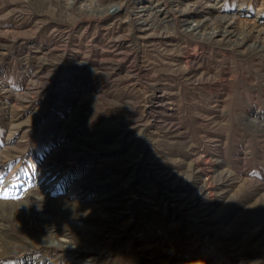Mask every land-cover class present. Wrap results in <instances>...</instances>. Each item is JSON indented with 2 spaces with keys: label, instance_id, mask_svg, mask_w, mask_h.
I'll return each mask as SVG.
<instances>
[{
  "label": "rangeland",
  "instance_id": "374dc122",
  "mask_svg": "<svg viewBox=\"0 0 264 264\" xmlns=\"http://www.w3.org/2000/svg\"><path fill=\"white\" fill-rule=\"evenodd\" d=\"M257 15L0 0V264H264Z\"/></svg>",
  "mask_w": 264,
  "mask_h": 264
},
{
  "label": "bare ground",
  "instance_id": "6f19581e",
  "mask_svg": "<svg viewBox=\"0 0 264 264\" xmlns=\"http://www.w3.org/2000/svg\"><path fill=\"white\" fill-rule=\"evenodd\" d=\"M70 1V0H69ZM203 1V0H202ZM202 5V4H201ZM82 10H84L85 12H87V13H91V14H95V13H99V12H102V11H105V10H107V9H93V8H91L89 5H87V4H85V3H81L80 4V6H79ZM106 12V11H105ZM237 15H244V16H249L250 14L248 13V12H246V11H242L241 9H238V11H237ZM211 16V15H210ZM238 18V17H237ZM244 19V18H243ZM240 20V19H239ZM254 21L256 22V21H258V22H261V23H263L264 24V17H262V16H260V15H257L256 17H255V19H254ZM231 23H235V21L234 22H232V19H231ZM251 23H253L252 21H251ZM187 24V23H186ZM255 24V23H254ZM200 26H201V24H197L196 25V22L195 23H191L190 25H188V27L189 28H191L190 30H192V29H195V30H198L199 28H200ZM251 26H253V25H251ZM260 27V26H259ZM252 28V27H251ZM255 29V28H254ZM260 30V29H259ZM220 85V84H219ZM42 165V164H41ZM50 167V166H49ZM58 169V168H57ZM55 170H56V168H55ZM54 170V171H55ZM9 174V173H8ZM11 175V174H10ZM54 176V175H53ZM86 177V176H85ZM49 178V176H47L45 179H43L42 177H36L33 181V183H32V185H34L35 187H36V193H38V188H43L44 187V183L47 181V179ZM41 179L43 180L41 183H39L40 181H41ZM84 179V178H83ZM23 182H24V184H29L30 183V180L29 179H25V180H23ZM5 185H12L13 184V182L11 181V180H8L7 178L6 179H4V182H3ZM34 187V188H35ZM30 194H33V193H30ZM41 194V193H40ZM73 194V193H72ZM102 196V195H101ZM38 197V196H37ZM23 198V197H22ZM105 199V198H104ZM25 200H27V199H25ZM36 200V199H35ZM109 200V199H108ZM19 202V201H18ZM96 206V205H95ZM111 207V206H110ZM21 214V213H20ZM28 218V217H27ZM32 220V219H31ZM2 224V223H1ZM50 234V233H49ZM34 242V241H33ZM32 242V243H33ZM42 242V241H41ZM40 242V243H41ZM60 244V243H59ZM33 245V244H32ZM36 245H38V244H36ZM39 245H42V244H39ZM38 245V246H39ZM49 245V244H48ZM55 245V244H54ZM65 245V244H64ZM31 247V246H30ZM69 246H63V248L62 249H67ZM96 251H99V250H97V248H94V249H84V252H86V253H94V252H96ZM96 253H98V252H96ZM79 261V260H78ZM88 262V261H87ZM84 263V262H83ZM88 264V263H87Z\"/></svg>",
  "mask_w": 264,
  "mask_h": 264
}]
</instances>
